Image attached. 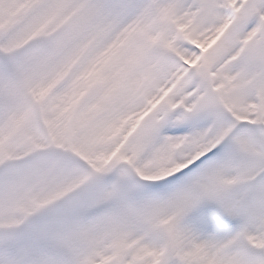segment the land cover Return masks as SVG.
Returning a JSON list of instances; mask_svg holds the SVG:
<instances>
[{
  "label": "snow or ice",
  "instance_id": "1",
  "mask_svg": "<svg viewBox=\"0 0 264 264\" xmlns=\"http://www.w3.org/2000/svg\"><path fill=\"white\" fill-rule=\"evenodd\" d=\"M0 264H264V0H0Z\"/></svg>",
  "mask_w": 264,
  "mask_h": 264
}]
</instances>
